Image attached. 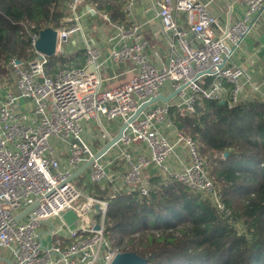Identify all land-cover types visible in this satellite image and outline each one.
<instances>
[{"label": "built area", "instance_id": "1", "mask_svg": "<svg viewBox=\"0 0 264 264\" xmlns=\"http://www.w3.org/2000/svg\"><path fill=\"white\" fill-rule=\"evenodd\" d=\"M214 1L147 0L162 30L178 42L179 49L174 48L161 64L148 56L141 24L132 20L131 0L123 8L128 26L112 21L106 10L85 0H62L63 15L57 25L49 26L56 31L55 55H66V44L82 31V19L89 14L104 21L106 51L104 55L84 40V63L59 68L54 75H46L49 57L35 49L41 29L20 23L34 55L26 60L11 58L5 73L0 72V249L9 250L15 264H110L119 249L104 234L108 203L123 191L149 196L152 183L144 174L149 167L209 200L235 227L230 209L208 177L197 142L178 130L170 115V109L177 108L194 118L198 98L226 100V84L231 85L228 107L248 97L246 86L253 95L260 91L232 58L252 33L264 0H236L242 13L226 24L209 11ZM180 14L192 42L188 31L178 27ZM108 60H130L134 74L104 88L101 69ZM208 77L211 80L206 82ZM173 91L176 94L168 101L144 107L127 123L119 140L83 172L88 189L108 184L111 194L106 199L86 195L78 202L82 193L74 179H67L97 151L86 138L85 125L97 120L109 140L115 134L107 132L106 123L119 119L122 125L142 104ZM57 142L69 154L64 164L55 150ZM33 203L26 215L15 219ZM66 211L74 212L75 226L61 221L51 230L54 240L45 243L42 222Z\"/></svg>", "mask_w": 264, "mask_h": 264}, {"label": "trees", "instance_id": "2", "mask_svg": "<svg viewBox=\"0 0 264 264\" xmlns=\"http://www.w3.org/2000/svg\"><path fill=\"white\" fill-rule=\"evenodd\" d=\"M85 2L106 10L112 21H124L125 0ZM63 8L62 0H0L1 73L11 58L34 55L20 23L34 30L54 27ZM63 56L48 59L46 75L83 64L81 53ZM226 88L224 101L198 98L194 118L177 108L170 115L197 142L209 179L244 232L237 233L209 200L157 175L149 196L124 191L109 201L104 234L112 247L136 252L147 264H264V101L247 97L228 107L231 85ZM133 232L137 244L130 239L121 247Z\"/></svg>", "mask_w": 264, "mask_h": 264}, {"label": "crops", "instance_id": "3", "mask_svg": "<svg viewBox=\"0 0 264 264\" xmlns=\"http://www.w3.org/2000/svg\"><path fill=\"white\" fill-rule=\"evenodd\" d=\"M128 0H125V2ZM132 1V20L141 24L142 33L144 38L148 43L147 53L150 60L155 64H161L166 62L167 58L173 52V49H179L177 39L173 34H166L162 30L161 23L154 16V11L150 7L147 0H131ZM125 7V5H124ZM123 7V8H124ZM209 11L217 16L223 23H231L242 13V6H240L236 0H215L209 5ZM124 18V11H123ZM177 24L180 29L186 31L189 30L188 25L185 22L184 14L177 16ZM118 22V21H117ZM83 29L77 35H75L66 45L67 53L65 56H73L74 54L81 53L84 59V40L93 42L98 46L105 55L106 42H105V31L106 27L104 21L100 16H95L89 14V16L82 19ZM122 24L128 23L124 20ZM188 40L193 39V35L188 31ZM192 42V41H191ZM173 44V45H172ZM232 60L236 64H240L244 67L246 76L255 83L260 91L256 94H251L249 92L248 86H246V91L249 93L248 98H256L264 101V83L262 79L264 78V10L258 14L256 18V24L252 33L243 40L240 47L235 51ZM84 63V60H83ZM134 65L130 60H125L123 62L108 60L106 64L103 65L101 69V76L104 73L102 86L104 88L112 87L122 81L127 80L131 75L134 74ZM245 78L242 79V82ZM171 94V93H170ZM102 121V120H101ZM97 120H92L85 125V134L88 141H90V146L94 150L100 149L107 141L105 132ZM121 126V121L119 119H114L106 123L105 127L107 132L112 136L116 134L117 130ZM165 133L169 135V130L165 128ZM172 135V134H171ZM170 135V136H171ZM112 152H110L111 154ZM108 158H112L111 155ZM113 154V153H112ZM186 156V154H185ZM186 159H188L186 157ZM63 164L65 159H63ZM116 161L115 163H118ZM121 163L111 171L120 168ZM145 176L151 180L158 177L155 170L152 167L145 169ZM94 185L99 186V188L105 193H99L95 191ZM93 189H87L89 194H94L100 198L106 199L111 194V189L108 184H94ZM101 191V192H102ZM124 192V191H123ZM120 194V193H119ZM69 216V218H68ZM68 219H67V218ZM63 221L66 225L70 227L75 226V214L73 211L64 212L60 218H55L53 220L44 221L41 224V232L43 237H46L47 241H53L56 236L51 234L53 226L56 227ZM0 264H15L14 258L7 249H0Z\"/></svg>", "mask_w": 264, "mask_h": 264}, {"label": "water", "instance_id": "4", "mask_svg": "<svg viewBox=\"0 0 264 264\" xmlns=\"http://www.w3.org/2000/svg\"><path fill=\"white\" fill-rule=\"evenodd\" d=\"M55 45H56V31L51 27H46L40 30L39 38L35 43V49L39 53H43L45 55L52 56L55 54ZM200 75V74H198ZM176 94V91L171 92V94L167 96H163L159 94L157 97L151 98L148 102L142 104L136 112L128 119L127 122H124L120 128L117 130L116 134L112 136L99 150H97L94 155L89 158L84 164H82L79 168L72 172V174L68 177L67 180H73L78 175L82 174L89 168V165L92 163L94 159L104 154L114 143H116L122 135L124 128L127 126V123L132 121L139 112L146 107L147 105L157 101H168ZM35 203L29 205L24 208L16 217V220H19L24 215H26L33 207ZM97 208V206H95ZM110 264H147V259L138 255L136 252H118L115 254L114 258L110 262Z\"/></svg>", "mask_w": 264, "mask_h": 264}, {"label": "rangeland", "instance_id": "5", "mask_svg": "<svg viewBox=\"0 0 264 264\" xmlns=\"http://www.w3.org/2000/svg\"><path fill=\"white\" fill-rule=\"evenodd\" d=\"M55 55V54H54ZM52 55V56H49V59L51 60V61H58L59 60V57H57V55ZM63 57H66V56H63ZM105 77V75H104V73L102 74V78H104ZM55 150L59 153V155H60V157L61 158H63V159H67L68 158V156H69V154H68V151L65 149V146H64V144L63 143H61V142H57L56 144H55ZM121 166H122V162H121ZM84 178H85V175H84V173H82V174H80V175H78L76 178H74V180H73V183L74 184H76L78 187H79V189H80V191H81V197H80V199L78 200V202H82V201H84L85 200V196L86 195H92V194H89V192H88V186H86V185H84L83 184V180H84ZM94 188H95V191H97V192H99V193H105L104 191H102L100 188H99V186H97V185H94ZM102 191V192H101ZM67 218V217H66ZM68 218H69V216H68ZM67 218V219H68ZM234 220V219H233ZM236 224H238V225H236V224H234L235 225V227H237L238 228V230L235 228V227H233L235 230H236V232L237 233H241V232H244V227L242 226V224H241V222H235ZM232 225V224H231ZM106 236V238L108 239L109 238V236L106 234L105 235ZM139 237V235L136 233V232H133L132 234H130L129 236H127V237H125L124 238V240L122 241V243L120 244L121 245V247L122 246H126L127 245V242L128 241H130V239L132 240V244L133 245H136L137 244V238ZM110 239V238H109ZM108 239V240H109ZM46 241L47 240H45V243H46ZM110 241V240H109ZM114 248H118V247H120V246H113Z\"/></svg>", "mask_w": 264, "mask_h": 264}, {"label": "bare ground", "instance_id": "6", "mask_svg": "<svg viewBox=\"0 0 264 264\" xmlns=\"http://www.w3.org/2000/svg\"><path fill=\"white\" fill-rule=\"evenodd\" d=\"M55 56V55H54Z\"/></svg>", "mask_w": 264, "mask_h": 264}]
</instances>
